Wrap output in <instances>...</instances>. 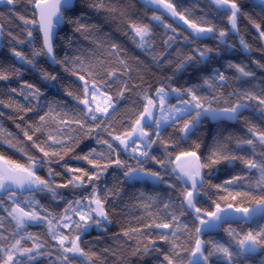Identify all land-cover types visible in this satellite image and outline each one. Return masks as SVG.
Wrapping results in <instances>:
<instances>
[{
  "label": "trees",
  "instance_id": "obj_1",
  "mask_svg": "<svg viewBox=\"0 0 264 264\" xmlns=\"http://www.w3.org/2000/svg\"><path fill=\"white\" fill-rule=\"evenodd\" d=\"M93 2L94 0L75 1L74 8L65 12V20L78 19L86 25V28L83 32H77L73 24L65 22L59 28L54 44L58 60L65 61L66 58L81 57L91 75L83 71L80 74L85 75V79L89 82L94 80L101 91L107 89V96H112L113 101L118 100L116 111L113 113L112 110L111 119L108 120L107 125L95 128V131L88 136L72 123L78 118L77 114L83 108L74 99L77 96L84 98L82 82L71 72H65L64 65L53 66L45 56H41L36 60L37 67L57 76V81L45 82L38 71L20 64L13 54L15 50L31 58L33 46L37 49L42 46L38 28L31 23H25V21L37 20L33 0H17L15 5L7 3L0 5V24L4 31L3 46L0 51V72L9 76L8 80H0V156H3L10 164L28 166L29 157L41 161L36 175L55 185L66 183L74 175H82L80 172H68V168H80L90 175L93 174L95 169L92 165L76 157L83 156L94 148L97 153H104V158L98 159L95 156L91 158L96 163L108 164L106 147L97 143L98 139H109L108 133L102 129L108 127L113 135H122L125 131H130L133 121L143 108V95L147 93L155 98V92L161 86H164L166 91L169 87L184 89L198 86L197 94L207 97L212 101V107L216 109L230 107L238 100L245 102L238 95H230L232 93L247 92L264 98V67H261L264 65V44L254 27L255 24H260L261 30H264V11L262 6L254 0H238L244 15L238 20L240 21L238 34L229 32L228 45L231 47H225L215 38L203 39L195 43L190 40L186 42L184 37L189 36V32L180 29L176 23H172L164 16L151 11L138 0H100L99 7H93ZM165 2L172 3L177 11L182 12L189 20L199 23L203 19L210 21L218 30L229 29L227 16L217 11L207 0H165ZM153 16H160L163 23L176 30V42L171 47L165 45L164 41L173 33L170 31L166 33L162 24L152 19ZM132 24L148 25L151 28L152 54L162 56L163 59L153 62L152 55L142 52L136 46L130 31ZM28 31L32 32L31 38L27 35ZM241 38L248 44V51L240 45ZM113 44L118 46L119 57L127 62L130 69L127 74L118 56L111 54ZM197 48L213 49L207 61L201 62L196 57ZM188 56L196 57V59L177 70L178 63ZM229 64L240 65L252 75L241 78L235 68L228 67ZM13 68L17 69L19 74L13 72ZM215 70L223 72L229 78L228 83L222 88L204 86V80L210 78ZM112 71L118 73L115 83L108 77V73ZM25 82L40 88L44 93L41 96L43 104L57 102L53 106L54 111L51 116L46 117V123L41 131L35 134H33V128L40 126L39 116L44 115L48 108H35L19 95V90ZM125 82L129 90L124 92V97L121 99L119 92ZM12 89H17V92H12ZM69 91L73 93L72 96L66 94ZM247 103L251 109L242 112L236 123L213 124L203 119L199 127L187 136L181 131L185 121L167 126L161 133L163 142L153 145L150 155H155L157 159H167L170 156L173 164L163 170L153 161L143 165L146 170L160 171L165 183H154L146 179L125 180L122 173L126 169L112 164L100 174L98 179L86 183L83 187L73 188L71 185L67 188L58 187L56 199L48 191H37L29 195L15 194V201L20 203L25 211L29 210L25 201H38L36 210L42 216L47 214L42 209H46L48 213L61 217L68 208V202H72L73 206L75 201L86 203L85 197H90L93 186L96 187L102 199L105 196V189L118 192L119 195H109L105 203L111 222L105 224L104 228L99 227L100 230L93 229L81 235L80 246L88 253V256L82 259L79 257L71 259L69 254L71 264H162L161 252L169 254L175 264H189L190 253L197 239L195 231L197 223L191 213L180 215L179 202L182 199L183 184L169 169L175 166V157L190 151H196L202 163H206L214 152L259 160L264 148L255 140L253 146L243 145L241 142L253 139L250 129H254L255 132H264V109L257 107L256 100L247 101ZM28 107H33L34 110L26 111ZM62 119L71 124V127L61 125L59 121ZM89 126L94 128L95 122H89ZM58 128H63L66 135H70L77 141L73 143L72 140H66L69 147L54 146L63 155V159L59 160L55 157H44L43 153L39 152L33 146V142L25 136L27 131L28 135L33 136V140L42 143L47 135L55 136ZM57 138L59 139L58 136ZM253 152L256 153L255 156L252 155ZM111 159H115V156ZM119 159L135 166V161L123 151L119 152ZM50 168L59 175L49 177ZM203 171L211 185L223 184L224 181L235 176L245 177L244 180L232 185L230 190L240 192L250 190L252 196L238 197L235 201L229 196L226 200H221L220 197L225 196L226 193L206 184L197 201V207L202 210L214 211V202L220 203L222 207L231 203L234 206L249 208L258 204L260 197L264 196V192L255 186L259 173L255 169L250 172L246 170L240 159L232 162L221 161L210 168H203ZM13 202L9 201V196H0V233L7 237V240H0V244L3 245L11 244L14 239L20 237L15 221L5 211L14 206ZM165 203L171 205L170 209H165ZM171 212L180 215L181 221L188 225L187 230H181L175 240L180 246L179 257L170 251L169 243L158 239L160 230L148 227L155 223L170 222L168 217ZM230 226L242 238L249 231L257 232L264 228V217L253 224ZM228 227L229 225H225L217 234L204 236L203 240L219 241L225 245L231 244L235 248V233L230 236L226 231ZM29 234L37 243L44 245L40 249L43 255L37 258L35 264H62L61 250L56 247L57 241L51 238L45 223L27 226L25 239L21 241L23 247H34L33 240L28 239ZM64 234L68 235L69 232ZM72 235L74 236L75 233ZM152 240L156 241L159 251H149L145 254V246ZM205 252L207 253V247ZM210 259L211 264H216L218 258L213 256ZM233 264H264V248H258L255 255L241 257Z\"/></svg>",
  "mask_w": 264,
  "mask_h": 264
},
{
  "label": "snow or ice",
  "instance_id": "obj_2",
  "mask_svg": "<svg viewBox=\"0 0 264 264\" xmlns=\"http://www.w3.org/2000/svg\"><path fill=\"white\" fill-rule=\"evenodd\" d=\"M0 2H6L9 5H15L17 0H0ZM35 9L38 10V19L35 21H25L26 24H33L41 33L42 46L37 49L33 46L31 58L25 56L19 51L13 50V54L18 58V62L22 65H27L29 68L36 70L40 73L41 78L45 81H57V76L47 72L46 70L37 67L36 60L38 57L45 56L53 64L64 65L65 72H71L72 75L76 76L79 81L82 82L83 99L79 96L74 97L77 100L78 105H82L83 108L80 113L77 114L78 118L72 121L78 128L84 131L85 135L88 136L95 131V128H101L102 125H107L108 120L111 119L109 109L116 111L117 101H113L112 96H107L104 107L96 104V96L107 95V89L103 92L100 86L95 81L89 82L85 79V75H81L80 72L91 73L85 68V61L81 57H73L65 61L58 60L55 51L53 41L56 38L57 29L60 25L65 22L74 25L75 31L83 32L86 25L82 24L77 20H65V12L71 10L74 6V0H33ZM148 4H155L159 9L161 6L166 8L172 17L178 18L183 21L189 31V36L184 37V40L195 43L203 39L215 38L220 44L225 47H231L228 45L229 32L238 34V19L244 15L242 9L238 3V0H209L215 9L222 12L227 16L229 21V29L218 30L210 21L203 20L199 23L194 22L186 18V16L177 11L176 7L172 3H166L165 0H147ZM262 11H264V0H260ZM93 7L100 6V0H94ZM153 20L161 22L163 28L171 31L173 35L168 36L164 41L165 45L171 47L175 40V29L171 28L170 25L163 24L160 16H153ZM254 27L258 31L261 38H264V30H261L260 24H255ZM132 32L133 42L136 46L141 49L142 52L149 53L152 55L153 62H158L163 59L162 56L152 54L153 51V36L152 30L148 25H137L132 24L130 26ZM28 37H32V32L28 31ZM22 43V41H21ZM240 45L245 51L249 50L248 44L243 38L239 40ZM196 57L201 62L209 59L210 53L213 49L197 48ZM111 54H115L119 58V62L124 66L125 74L130 69L128 68L125 59L119 57L118 46L113 44L111 46ZM196 57L188 56L182 59L177 65V70L182 69L186 63L193 61ZM228 67L235 68L241 78L249 77L252 75L251 72L245 71V68L237 64H229ZM264 67V65H261ZM13 72L19 74L18 70L13 68ZM109 79H112L115 83L118 73L112 71L108 73ZM9 76L0 72V80H8ZM228 77L223 72L215 70V73L203 82L204 86L208 88H222L228 83ZM55 86V85H53ZM197 87L188 88H174L169 87L165 90L164 86L158 88L155 92V98L145 93L142 97L143 108L139 112L137 118L133 121L130 131H125L122 135H113L112 131H109L108 127H104L102 130L108 133L109 139H98L97 143L103 144L106 147V151L109 157L108 164L96 163L91 157H97L98 159L104 158V153H97L96 149H91L87 154L78 156L76 159H82L92 165L95 171L93 174H89L87 171H83L80 168H68L67 171L71 173L80 172L82 175L73 176L66 183L61 185L50 184L48 180L41 179V177L35 174L34 169L41 161L34 160L29 157V166L25 167L20 164H14L11 167L0 168V191H6L9 193V198L15 196V192L11 190L10 185H15L19 190H27L29 192H44L48 191L52 194L53 198L56 199L58 194L56 189L58 187L67 188L70 185L73 188H80L85 186L86 183H91L93 180L99 178L100 174L107 170L112 164L120 168H125L122 174L125 180L131 181L136 179L148 178L155 183H165L164 176L161 175L160 171L146 170L143 165L148 161H153L160 165L161 169H167L169 165L173 164L171 157L167 159H157L155 155H150V151L153 145L158 142L162 143L161 131L165 126H173L180 121H185L181 131L187 136L190 132L194 131L199 125L202 117H210L214 120L217 119H228L236 120L239 118L241 111L250 107L247 101L256 100L257 107L264 109V98L249 94L247 92L232 93L230 95H238L241 101H237L230 107L216 109L212 107V101L208 100L207 97H202L197 94ZM129 90L127 82L123 84L122 90L119 92V98L124 97V92ZM12 92H17V89H12ZM68 96H72V92L66 93ZM19 95L24 97V100L29 105H34L35 108L47 107L48 111L44 115L39 116V127L33 128V134L41 131L44 124L46 123V117L51 116L54 111V105L56 101H51L47 104L41 102V96L44 93L41 92L40 88L35 87L33 84L24 83L19 90ZM169 96H174L178 103L176 105L166 106V100ZM215 99V98H214ZM207 104V106H206ZM33 107H28L26 111H33ZM160 113L158 118L154 117V113ZM166 113V114H165ZM99 114V115H98ZM23 117H21L22 119ZM89 122H95V127H90ZM59 123L64 127H71L65 120H60ZM151 129V131H149ZM253 135V139L242 141L241 144L253 146L254 140L262 148H264V132H255L254 129H250ZM98 135V133H97ZM25 136L28 140L33 142V146L38 149L39 152L43 153L44 157H55L56 159H63V155L60 151L55 149V145L62 147H69L66 144V140H72L73 143L77 141L73 140L70 135H66L63 128H58L56 135L49 134L44 142H38L33 140L32 135H28L25 131ZM59 137V139L57 138ZM111 141V142H110ZM48 142H51L50 144ZM118 142L115 144L114 143ZM122 146V147H121ZM198 147V145H197ZM123 151L129 155V157L135 161V166L129 165L126 162L119 159V152ZM256 155L255 152L252 153ZM115 156V159L111 157ZM190 157L191 162L188 165L172 166L169 170L175 174V178L179 181H183V190L181 192L182 199L179 202L180 215L185 213H191L194 221L197 223L195 228L197 239L193 250L190 253L189 264H211V257L216 256V264H233L234 261L241 257H246L252 253H255L258 248H264V228H261L257 232L249 231L242 238L239 237L235 230L229 227L226 229L230 236L235 233L234 239L236 241V247L233 248L231 244L225 245L219 241H202L199 237L202 232H208L214 229L222 227L225 223H228V219L232 213L240 214L241 220H248L251 216L249 209L242 206H234L229 203L222 207L220 203L214 202V211L202 210L197 207V201L201 196L205 185L208 184L210 187H215L218 190H222L226 193L225 196L220 197L221 200H226L229 196L232 200H237L238 197H250L252 192L245 191H231L232 185L237 184L245 177L235 176L232 179L224 181L223 184L211 185V182L206 180L205 176L202 175L203 168H210L213 165L220 163L221 161L232 162L236 159H240L246 170L249 172L255 169L259 173V178L255 183V186L264 192V152L260 153V159H245L243 156L237 157L234 155L221 154L214 152L211 157L208 158L206 163H201L200 157L196 151L181 153V156L175 157V160L179 161L181 157ZM3 156H0V160H4ZM6 163H10L6 161ZM211 173H209L210 175ZM49 177L59 175L54 173L51 168L48 173ZM87 177V180H85ZM169 187H173L169 185ZM109 195H119L118 192L105 189V196L102 199L97 193L96 187L93 186L90 197H85L87 203H81V201H75V206L72 202H68V208L65 209V213L61 217H57L48 213L46 209H42L46 215H41L36 210L38 201L27 202L25 201L28 211L20 206V203L14 201V206L5 209L8 216L15 221L16 228L23 229L32 223L41 224L46 223L48 232L51 238L57 241L56 247L61 250L62 264H71V259L84 258L88 256L80 246L81 235L87 232L92 226L104 228L105 224L110 223L109 213L105 208V203ZM62 198V197H60ZM259 206L264 209V196L260 197ZM165 209H170L169 203L164 204ZM71 211V214H69ZM72 215L77 216L78 220H73ZM180 215L171 212L169 214L170 222L155 223L148 225V227H154L160 230L158 233V239L163 242L170 244V251L173 252L177 257L180 256L179 245L175 242L181 230H187V223H184L180 219ZM62 229H71L68 235H65ZM106 230V229H105ZM167 230V231H164ZM72 233H75L73 236ZM16 235L15 233L13 234ZM127 235V233H125ZM70 236L72 237L70 239ZM20 239H14L11 244L3 245L0 244V264H35L37 258L43 253L40 251L44 247L42 243H37L31 234L28 239H32L34 247H23ZM0 240H7L2 233H0ZM207 247V253L205 252ZM145 254L149 251H159L156 245V241H150V244L145 246ZM71 254V259L70 255ZM163 257L162 264H175L174 260L169 254L161 252Z\"/></svg>",
  "mask_w": 264,
  "mask_h": 264
},
{
  "label": "water",
  "instance_id": "obj_3",
  "mask_svg": "<svg viewBox=\"0 0 264 264\" xmlns=\"http://www.w3.org/2000/svg\"><path fill=\"white\" fill-rule=\"evenodd\" d=\"M75 1L74 0V4H75ZM140 3H143L145 4L151 11L153 10L154 12H156L157 14H160V15H163L165 18H167L169 21H171L172 23H176V25L182 29V30H186L187 32H189L187 30V26L183 23V21L179 20L178 18H175V17H172L171 16V13L166 9L164 8L163 6H161L159 9L157 8V6L155 4H148L147 3V0H138ZM209 1V0H207ZM255 3H259L260 4V0H254ZM167 3V2H166ZM74 8V7H73ZM72 8V9H73ZM35 14H36V19H38V10L35 9ZM64 24L60 25L57 29V33L59 31V28L62 27ZM3 34H4V31H3V28H2V25L0 24V51L2 49V46H3V42H2V39H3ZM57 36V34H56ZM40 37H41V40H42V36H41V33H40ZM261 40L263 41V44H264V38H261ZM55 41H56V38L54 39L53 41V44H55ZM55 51V50H54ZM47 58V57H46ZM47 60L53 65L55 66L56 64H53L48 58ZM251 108H247L242 112L246 111V110H250ZM241 113L239 115H241ZM203 118H206L207 120H209V122L213 123V124H218L220 122H228V123H236V120H228V119H217V120H214L210 117H203ZM181 156V155H179ZM175 166H179V165H188L190 162H191V158L190 157H181V159L179 161L175 160ZM202 163V161H201ZM4 167H11L8 163H6V160H0V168H4ZM205 172L203 171L202 169V175H204ZM142 179H146V180H151V179H148V178H142ZM152 181V180H151ZM153 182V181H152ZM155 183V182H154ZM180 183L183 184V181H180ZM11 188L12 191H14L16 194H25V195H29V194H32V192H29L27 190H19L16 188V186L13 184V185H10L9 186ZM0 196H9V193L6 192V191H0ZM249 212L251 214L250 218L248 220H241L240 219V214H237V213H232L231 216L229 217L228 219V223H225L222 227L218 228V229H214V230H211V231H208V232H202L201 236H200V239L202 241L204 236H211V235H215L217 234L223 227H225V225H236V224H253L255 223V221H257L258 219L264 217V209H262L260 206H259V203L256 204L255 206L253 207H249ZM98 229V228H97ZM100 230V229H98ZM206 249V247H205ZM258 251V250H257ZM257 251L255 253H252L250 255H255L257 253Z\"/></svg>",
  "mask_w": 264,
  "mask_h": 264
},
{
  "label": "rangeland",
  "instance_id": "obj_4",
  "mask_svg": "<svg viewBox=\"0 0 264 264\" xmlns=\"http://www.w3.org/2000/svg\"><path fill=\"white\" fill-rule=\"evenodd\" d=\"M2 4H6V2H0V5H2ZM161 16H163V15H161ZM162 20V19H161ZM157 23H160L161 24V22H159V21H156ZM163 22V21H162ZM163 24H165V23H163ZM168 25V24H167ZM172 28V27H171ZM171 32V31H170ZM103 92V91H102ZM106 98H107V95H100V94H97V96H96V101H95V103L96 104H98V105H100L101 107H104V106H106L105 105V100H106ZM178 103V101H177V99L174 97V96H169V98L166 100V106H170V105H176ZM109 113L111 114L112 113V109H109ZM166 114V113H165ZM99 115V114H98ZM160 116V113H154V117H156V118H158ZM201 120H202V118H201ZM201 120H200V122H201ZM200 124V123H199ZM199 126V125H198ZM197 126V127H198ZM165 128H167V126H165L163 129H162V131H164V129ZM149 131H151V129H149ZM162 131H161V133H162ZM118 143V142H117ZM122 147V146H121ZM125 153V152H124ZM9 165L10 166H12V164H10L9 163ZM29 166V165H28ZM28 166H25V167H28ZM39 168H38V165L36 166V168L34 169V171H35V173L37 172V170H38ZM9 201H15V198L14 197H12V198H9ZM29 202H33V200L32 201H29ZM87 203V202H86ZM21 206V205H20ZM22 207V206H21ZM69 214H71V211H69ZM72 219L73 220H78L79 218L77 217V216H75V215H72ZM33 224H35V223H32V224H30V225H33ZM41 224H44V223H41ZM45 225H46V223H45ZM47 226V225H46ZM27 228V227H26ZM26 228H23V229H19L18 231H19V233H20V237L21 236H23L24 238L23 239H25V236H24V234H25V230H26ZM93 229H97V226H92L87 232H90V231H92ZM62 231L64 232V233H66V232H70L71 231V229H62ZM87 232H85V233H87ZM20 237L18 238V239H20ZM23 239L21 240V241H23ZM22 245V244H21ZM41 251V250H40ZM38 258H40V256L38 257Z\"/></svg>",
  "mask_w": 264,
  "mask_h": 264
},
{
  "label": "flooded vegetation",
  "instance_id": "obj_5",
  "mask_svg": "<svg viewBox=\"0 0 264 264\" xmlns=\"http://www.w3.org/2000/svg\"><path fill=\"white\" fill-rule=\"evenodd\" d=\"M254 2H255V1H254ZM258 4H259V3H258ZM260 5H261V4H260ZM238 20H239V19H238ZM239 23H240V21H238V25H239ZM239 117H240V115H239ZM203 119H206V118H203V117H202V120H203ZM202 120H201V122H202ZM201 122H200V123H201ZM199 125H200V124H199ZM198 127H199V126H198ZM196 128H197V127H196ZM192 132H193V131H192Z\"/></svg>",
  "mask_w": 264,
  "mask_h": 264
}]
</instances>
